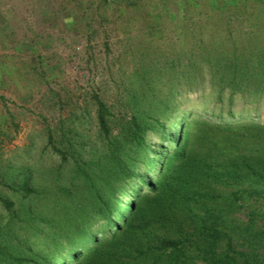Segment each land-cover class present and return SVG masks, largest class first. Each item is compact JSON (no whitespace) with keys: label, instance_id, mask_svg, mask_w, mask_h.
<instances>
[{"label":"trees","instance_id":"1","mask_svg":"<svg viewBox=\"0 0 264 264\" xmlns=\"http://www.w3.org/2000/svg\"><path fill=\"white\" fill-rule=\"evenodd\" d=\"M31 1L34 8L48 5ZM237 2L239 14L232 9L231 17L248 9ZM189 3L168 19L181 34L177 48L160 51L156 34L145 40L121 84L131 113L115 131L96 100L92 135L76 123L59 148L49 134L54 150L71 158L70 168L56 176L62 208L47 207L44 197L37 205L43 194L34 189L22 210L28 219L37 214L38 225L55 220L71 238L50 258L41 257L43 264H264V119L181 99L196 89L199 76L208 79L209 99H264V35L251 30L264 8L247 14L245 35L227 26L226 34L213 32L206 21L195 33ZM217 13L206 18L223 21L225 13Z\"/></svg>","mask_w":264,"mask_h":264},{"label":"rangeland","instance_id":"2","mask_svg":"<svg viewBox=\"0 0 264 264\" xmlns=\"http://www.w3.org/2000/svg\"><path fill=\"white\" fill-rule=\"evenodd\" d=\"M45 1L47 6L34 8L31 0H0V264H43L41 257L50 258L71 238L55 220L38 225L41 220L37 214L31 213L28 219L22 210V204L29 200L25 195L34 189L43 194L35 198L37 205L44 197L47 207L56 212L62 208L61 198L54 193H59L54 190L56 176L70 168L71 158L63 159L54 150L48 142L49 134L59 148L62 145L58 141H64V135L76 123L82 134L92 135L96 129V100L107 108V123L115 131L118 120L131 113L121 99V84L129 81L128 75L141 58L138 53L145 49V40L156 34L160 36V51L177 48L181 34L168 19L179 13L185 5L182 3L190 2ZM223 1L228 5L223 7ZM191 2L189 9L195 11L191 13V28L195 33L204 29L206 21L213 32L226 34L227 26L232 34L245 35L250 31L247 14L256 15L259 7L264 8V0H244L248 9L241 8L240 15L231 17L228 11L232 9L239 14L234 8L239 5L237 0ZM220 10L225 13L223 21L206 18V14L221 16L217 13ZM166 11L169 18L163 20ZM40 13L43 15L36 17ZM60 14L65 16L63 21ZM256 23L251 30L263 36L264 12ZM185 38H189L186 33ZM207 80L197 77L196 89L181 99L189 105L202 102L215 112L229 107L264 119V99L249 102L225 94L221 101H215L204 90ZM55 91L59 96L53 95ZM149 135L156 141L154 135ZM34 207L30 209L35 212ZM238 217L244 218L242 214ZM54 238L59 239L55 246L51 245Z\"/></svg>","mask_w":264,"mask_h":264}]
</instances>
